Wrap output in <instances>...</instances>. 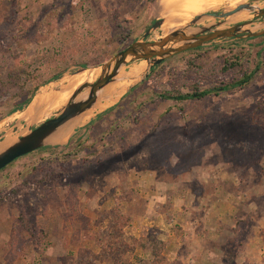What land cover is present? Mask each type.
Masks as SVG:
<instances>
[{
	"label": "rangeland",
	"instance_id": "374dc122",
	"mask_svg": "<svg viewBox=\"0 0 264 264\" xmlns=\"http://www.w3.org/2000/svg\"><path fill=\"white\" fill-rule=\"evenodd\" d=\"M241 3L264 8V0H222L205 12ZM191 18L164 13L160 0H0V145L56 115L82 68L94 70L93 82L155 20L164 23L149 42ZM243 18L221 28L251 16ZM263 23L252 27L262 31ZM257 64L241 89L160 98L228 86ZM145 68L129 62L112 105L77 118L63 143L62 133L0 171V264H264V36L212 41L143 78ZM192 172L204 175L203 186L195 174L185 177ZM174 181L180 187L168 190ZM216 190L218 216L209 212L215 200L197 207L193 196ZM149 200L154 208L143 212ZM137 234L146 238L136 245Z\"/></svg>",
	"mask_w": 264,
	"mask_h": 264
},
{
	"label": "water",
	"instance_id": "95a60500",
	"mask_svg": "<svg viewBox=\"0 0 264 264\" xmlns=\"http://www.w3.org/2000/svg\"><path fill=\"white\" fill-rule=\"evenodd\" d=\"M240 13H247L251 18L236 23L231 27L221 28L227 19ZM204 19H212L216 23L200 27L196 32L193 31L195 26ZM260 19H264V8L251 3H241L227 10L204 12L193 16L188 22L160 37L159 40L149 42L148 37L151 31L160 28L164 23L162 19L155 20L151 27L143 34L142 40L133 42L127 48L117 53L109 62L99 67L101 72L96 80L84 82L80 86H76L66 104L56 115L43 121L34 129H29L26 134L19 136L12 145L1 150L0 171L17 159L47 147L50 137L60 128L93 109L99 102L98 94L102 89L116 81H124V78L119 77V74L129 62H145L146 68L143 78H146L148 70L161 64L164 60L183 52L200 48L212 41L229 38L250 39L264 36V30L256 32L257 28L252 27L254 22ZM84 71H89L91 74L94 73V70L82 68L81 71L74 75ZM126 79L130 80V77ZM132 88L133 84L124 93L130 91ZM124 93L119 99L123 97ZM80 95H84V97L78 100ZM29 104L26 106L28 107Z\"/></svg>",
	"mask_w": 264,
	"mask_h": 264
},
{
	"label": "bare ground",
	"instance_id": "6f19581e",
	"mask_svg": "<svg viewBox=\"0 0 264 264\" xmlns=\"http://www.w3.org/2000/svg\"><path fill=\"white\" fill-rule=\"evenodd\" d=\"M222 0H160V3H161V6H162V9L164 10V13L165 12H177V13H181L182 14V17L184 19H188L190 16H196V15H199V14H202L204 13L206 10H209L211 8L214 7V5L218 2H220ZM216 8V7H215ZM247 13H240L238 14V16H241L242 18L244 16H246ZM245 19V18H243ZM137 69V68H136ZM98 71V70H97ZM136 71V70H135ZM139 71V70H138ZM87 73H85V75H83V77L80 79H78V81L76 80V83H80L83 84L84 82H90L94 79V75L91 74L89 71H86ZM142 72V71H141ZM134 73V72H133ZM139 73V72H138ZM98 75V74H97ZM98 77V76H97ZM117 82V81H116ZM116 82L114 83H111L109 84L108 86H106L104 89H102L99 94H98V97H99V102L98 104L95 106V107H99V108H95L94 110L96 109H100V108H104V107H108L110 105H112V100L115 98H117L118 96L121 95V93L123 92L125 86H126V83H117L115 84ZM71 83V82H70ZM69 83V84H70ZM132 84V83H131ZM71 85V84H70ZM79 85V86H80ZM77 86V85H76ZM129 87V85L127 86ZM72 92V91H71ZM66 93V92H65ZM84 95H80L78 97V100H81L83 99ZM116 101V100H115ZM105 105V106H104ZM104 106V107H103ZM93 111V110H92ZM90 111V112H92ZM89 112V113H90ZM88 111L85 112L84 114L81 115L82 116H89L88 114ZM80 118V117H79ZM75 122V123H74ZM77 122H79V119L77 120H74V121H71L70 123H67L66 125H64L62 128H60L54 135H52L50 137L49 140H53L54 137H57L59 136L60 134L62 135V133L64 134L63 137L60 138L59 142L60 143H63L68 135V130L70 129V126L74 123V125L77 124ZM10 138V137H8ZM8 138L5 139L1 145H0V148L2 147V150L10 145H12L16 138L15 139H10L11 140V143H8Z\"/></svg>",
	"mask_w": 264,
	"mask_h": 264
},
{
	"label": "crops",
	"instance_id": "0c3cea01",
	"mask_svg": "<svg viewBox=\"0 0 264 264\" xmlns=\"http://www.w3.org/2000/svg\"><path fill=\"white\" fill-rule=\"evenodd\" d=\"M69 141V140H68ZM68 141H67V143H68ZM195 174V177H196V180H195V182L197 183V184H200L201 186H203V181H202V176H204V175H201V173H193L192 172V174H190V173H187L186 174V176L185 177H192V175H194ZM217 178V180H219L220 178H219V176H218V174H217V176H216ZM152 178V177H151ZM153 181H154V183H155V178L153 177ZM221 181H224V179L223 180H221ZM173 183V184H172ZM170 182L169 184H172L173 186H168L167 187V189L168 190H172V191H174V189H175V191H177L178 190V188L180 187H178L175 183H177L176 181H174V182ZM156 185H158V183H156L155 184V187H157ZM193 190H191V192H192ZM214 193L213 194H206V192L205 193H202V195H200L199 193H198V195H196L194 192H193V196H194V198H195V203H196V206L198 207H201V205H202V203H204V202H206V201H208V200H215L216 201V203H214V201H212L213 203H214V205H210L209 207H210V213L212 212V210L215 208V212H212V213H214V215H219V213H218V211H216V209H218L219 210V208H220V205L223 203V200H221V199H219L220 198V196L223 198V194H219V193H217L218 192V190H216V191H213ZM170 193V192H169ZM196 195V196H195ZM150 196V195H149ZM205 196V197H204ZM145 197H148V195L147 196H145ZM154 198L156 199V200H158L160 197H156V195L154 196ZM162 198H164V197H162L161 196V198L160 199H162ZM148 199V198H147ZM204 200V201H203ZM211 202V203H212ZM155 203V202H154ZM153 203L151 202V200H149V204L147 203L146 204V206H145V208H146V210L144 209V211L143 212H150V211H152V209H151V207H153L154 208V206H151ZM150 205V206H149ZM196 207V208H197ZM196 208H194L193 210H196ZM105 209V208H104ZM202 209V208H201ZM99 210L100 211H102L103 209L102 208H100L99 207ZM100 211H98V212H100ZM154 212V211H153ZM207 214H209V213H203V217H202V220H201V222H205V220L203 219L205 216L207 217ZM144 218L145 217H143V218H141V223L140 224H145V222H144ZM217 219L219 220V219H221L220 217H217ZM153 224H150L149 226H150V228H152L153 229V227H155V226H152ZM191 226L193 227V229L194 230H196L197 229V226L195 227L194 226V222H192L191 223ZM156 227H158V225L156 226ZM218 227H221V224H219L218 223ZM204 228H206V226H204ZM220 230V229H219ZM195 234V233H194ZM203 233H200L199 235H201L202 237L200 238L199 237V239H200V244H202L203 245V243L205 244V240H204V236L202 235ZM196 235V234H195ZM136 237L137 238H134L135 239V242L134 243H136V245H137V243L139 244L140 243V241H142V240H140V239H143V238H146V236H139L138 234L136 235ZM141 251V250H140ZM139 252H138V249H136L135 250V254L136 255H139L138 254Z\"/></svg>",
	"mask_w": 264,
	"mask_h": 264
},
{
	"label": "trees",
	"instance_id": "16d2710c",
	"mask_svg": "<svg viewBox=\"0 0 264 264\" xmlns=\"http://www.w3.org/2000/svg\"><path fill=\"white\" fill-rule=\"evenodd\" d=\"M45 23L47 24V22H45ZM257 70H258V64L255 65L254 68H252L249 73L244 72L240 80H237V81L233 82L232 84H230L228 86H224L222 88H218L215 90H206V91L199 92V93L195 91L191 94H184V95L180 94V93H178L176 95L164 94V95L160 96V98L162 100H165V101L182 102V101H188V100L201 99V98L213 93V91L217 94L219 91L225 92V91H229V90L236 89V88L241 89L250 83V81L257 74ZM56 79L57 78H54V80H56ZM29 103H30V100L28 98L22 102V104L25 106L28 105ZM49 149H51V148H47V150H49ZM54 149H58V147H55ZM151 256L153 259L155 258L156 260H158V258H159L158 250L156 249L154 252H152Z\"/></svg>",
	"mask_w": 264,
	"mask_h": 264
}]
</instances>
